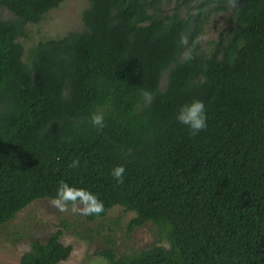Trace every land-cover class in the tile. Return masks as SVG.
Here are the masks:
<instances>
[{
	"label": "trees",
	"instance_id": "obj_1",
	"mask_svg": "<svg viewBox=\"0 0 264 264\" xmlns=\"http://www.w3.org/2000/svg\"><path fill=\"white\" fill-rule=\"evenodd\" d=\"M62 1L0 0V225L52 199L66 180L95 193L104 211H134L131 227L155 226L145 249H102L107 264H264V0H225L228 26L208 49L197 41L206 13L166 27L141 0H88L71 51L75 74L47 58L55 39L39 41L25 59L18 41ZM5 7L18 19L4 22ZM186 37L191 58L176 59ZM192 99L207 113L196 135L175 119ZM92 110L105 112L100 130ZM116 164L125 168L122 183L109 174ZM60 234L33 242L19 264L64 259Z\"/></svg>",
	"mask_w": 264,
	"mask_h": 264
},
{
	"label": "rangeland",
	"instance_id": "obj_2",
	"mask_svg": "<svg viewBox=\"0 0 264 264\" xmlns=\"http://www.w3.org/2000/svg\"><path fill=\"white\" fill-rule=\"evenodd\" d=\"M147 15L161 21L168 27L171 19L185 18L190 13H206V22L198 36V44L208 49L225 32L228 26L230 9L225 8V0H141ZM89 4L88 0H63L58 7L45 13L38 23H28L27 36L19 38L22 43L23 56L26 58L29 49L39 41L53 38L56 41L49 45L47 58L53 57L63 63L71 64L73 74L81 67L79 61L71 54L84 23L82 11ZM18 19L10 8L1 9V19L9 22ZM148 20L139 25H147ZM193 47V41L185 38L181 52L176 59H181ZM59 58V59H57ZM202 81L201 77H198ZM167 81V72L158 77L157 85L163 88ZM65 82L57 83L62 90ZM77 207H82L79 203ZM72 203L61 211L51 203V199H37L19 211L10 221L0 225V264H19L24 251L30 249L33 242L45 243L51 235L61 230L57 242L66 246L69 251L63 259L54 264H107L100 254L104 248H110L116 255H128L145 249L156 241L155 226L147 222L131 227L130 222L136 213L115 205L96 214L91 220L87 215L72 210ZM66 223V225H62Z\"/></svg>",
	"mask_w": 264,
	"mask_h": 264
},
{
	"label": "clouds",
	"instance_id": "obj_3",
	"mask_svg": "<svg viewBox=\"0 0 264 264\" xmlns=\"http://www.w3.org/2000/svg\"><path fill=\"white\" fill-rule=\"evenodd\" d=\"M190 58L191 55L186 54L185 59ZM145 95H148V93H145ZM88 119L91 125L100 130L104 127L105 112L103 110H92ZM175 119L180 124L186 125L191 135H196L207 127V113L204 102L200 99H192L189 102L180 104L175 112ZM79 164L78 159H73L68 166L76 169ZM109 174L117 183H122L125 174L124 165L116 164L112 166ZM67 202L72 203L73 211H78L83 215L99 214L104 211V204L95 193L86 188L74 186L66 180H60L51 203L63 211L67 207ZM77 203L82 207H77Z\"/></svg>",
	"mask_w": 264,
	"mask_h": 264
}]
</instances>
